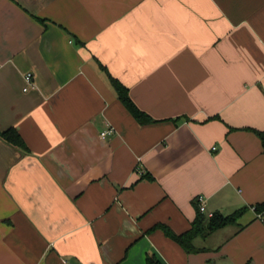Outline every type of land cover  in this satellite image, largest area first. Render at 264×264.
<instances>
[{
	"label": "crops",
	"instance_id": "0c3cea01",
	"mask_svg": "<svg viewBox=\"0 0 264 264\" xmlns=\"http://www.w3.org/2000/svg\"><path fill=\"white\" fill-rule=\"evenodd\" d=\"M11 127L30 151L0 138V264H264V0H0ZM200 196L247 209L193 252L153 229L188 231Z\"/></svg>",
	"mask_w": 264,
	"mask_h": 264
},
{
	"label": "trees",
	"instance_id": "16d2710c",
	"mask_svg": "<svg viewBox=\"0 0 264 264\" xmlns=\"http://www.w3.org/2000/svg\"><path fill=\"white\" fill-rule=\"evenodd\" d=\"M101 67L107 72L110 81L116 91L118 92L119 99L124 104V106L129 110V112L139 121L141 124L153 123L156 120L148 114L146 111L141 109L135 101L132 99L130 94V89L123 84L117 77L113 76L108 68L101 64ZM180 118L175 119L178 122ZM257 133L261 137L264 145V131L257 130ZM0 138L4 139L8 143H11L25 152H29V147L27 146L21 133L15 127L8 128L6 130L0 131ZM247 208H241L231 214H223L221 212H215L212 217H208L204 213H201L198 208V215L193 221L191 228L181 234L174 232L169 226L165 224H157L153 229H161L166 234L178 244H180L186 251L193 252L197 251L193 244L195 238L199 236H209L213 232L221 229L223 227L237 224L239 219L245 213ZM256 210L261 213L264 211V202L259 203L256 206ZM147 264H162L161 261L155 255L147 256Z\"/></svg>",
	"mask_w": 264,
	"mask_h": 264
},
{
	"label": "built area",
	"instance_id": "2783aa9c",
	"mask_svg": "<svg viewBox=\"0 0 264 264\" xmlns=\"http://www.w3.org/2000/svg\"><path fill=\"white\" fill-rule=\"evenodd\" d=\"M25 81H26L27 85L25 86L24 90L26 91V90H28L29 85L34 84L33 73H31V72L27 73L25 75ZM114 132H115V128L113 126H110L108 129L104 130L101 133V136L103 138H106V137L112 135ZM198 202H199V210H200V212L206 214L208 217H212L214 212L207 211V207L205 205V198L203 196H200L198 198Z\"/></svg>",
	"mask_w": 264,
	"mask_h": 264
}]
</instances>
